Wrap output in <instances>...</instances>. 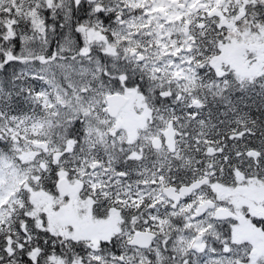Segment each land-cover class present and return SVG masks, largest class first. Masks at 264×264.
I'll return each instance as SVG.
<instances>
[{"label": "snow or ice", "instance_id": "obj_1", "mask_svg": "<svg viewBox=\"0 0 264 264\" xmlns=\"http://www.w3.org/2000/svg\"><path fill=\"white\" fill-rule=\"evenodd\" d=\"M0 264H264V0H0Z\"/></svg>", "mask_w": 264, "mask_h": 264}]
</instances>
